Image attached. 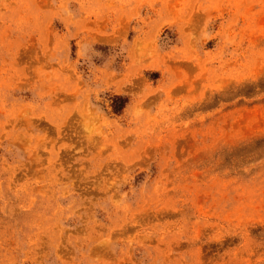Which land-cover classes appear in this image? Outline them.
<instances>
[{"label": "rangeland", "instance_id": "rangeland-1", "mask_svg": "<svg viewBox=\"0 0 264 264\" xmlns=\"http://www.w3.org/2000/svg\"><path fill=\"white\" fill-rule=\"evenodd\" d=\"M0 264H264V0H0Z\"/></svg>", "mask_w": 264, "mask_h": 264}]
</instances>
